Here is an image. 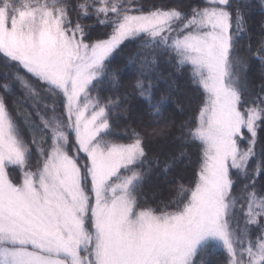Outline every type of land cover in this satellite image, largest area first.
Segmentation results:
<instances>
[{"label":"snow or ice","instance_id":"snow-or-ice-1","mask_svg":"<svg viewBox=\"0 0 264 264\" xmlns=\"http://www.w3.org/2000/svg\"><path fill=\"white\" fill-rule=\"evenodd\" d=\"M244 7L0 0V264H207L210 247L224 264H264V79L247 77ZM89 16L110 30L91 39ZM126 41H138L134 95L158 127L118 131L132 96L100 94L120 83L110 64ZM247 53L264 65V39ZM158 57L201 95L179 125L197 149L194 180L150 203L144 183L160 162L147 142L175 123L160 124L175 81L155 97Z\"/></svg>","mask_w":264,"mask_h":264},{"label":"trees","instance_id":"trees-1","mask_svg":"<svg viewBox=\"0 0 264 264\" xmlns=\"http://www.w3.org/2000/svg\"><path fill=\"white\" fill-rule=\"evenodd\" d=\"M82 2V0H77ZM200 0H140L147 9L150 6H164L177 4L182 5L185 10ZM233 4L247 3L248 7H244L247 36L241 40L244 46L240 49L241 54L245 55L248 60V78L251 85H258L264 79V65L257 59L247 53V45L251 44L252 49L258 47L259 41L264 39V3L261 0H232ZM254 9L262 10V12H254ZM75 16V13H73ZM80 23L90 27V38L96 39L103 37L110 29L97 23L95 17L89 16L80 20ZM138 48V41H126L121 46V50L114 53L111 58L110 68L116 70L120 76V83L113 88L107 81L100 87V94L103 97L113 95H130L132 96L130 104V112L127 118L121 117L118 120V131L126 128L129 124L138 130L143 127H158L153 123V118L150 115V109L145 100L134 95L135 90L132 88L136 76V68L128 63V58L133 55ZM3 58L0 57V71H2ZM157 71L163 74L164 79L156 80L154 87V95L158 99L162 94L169 92V86L172 81H175V88L171 91L168 101L163 110V117L160 118V124L166 121H175L171 129L166 132L164 137L149 139L147 142V152L149 159L154 157L159 158V165H153L152 173L147 177L144 183L145 194L149 197V202L152 201V196L155 194L156 200L167 201L174 194V187L177 182H183L190 185L194 180V173L197 161V149L193 145H187L180 139L181 131L179 125L194 116L197 111V104L200 100V92L191 83L190 73L187 70L177 72L173 64L167 63L163 58L158 57ZM0 80L3 76L0 75ZM254 90H256L254 88ZM11 100V98H9ZM178 105L182 107L180 111ZM27 137V132H25ZM264 137V132H261ZM186 149L191 157V163L188 160L182 159L176 162L173 168L167 173L163 171L165 162L170 157H177L178 153ZM264 184V180L261 181ZM207 264H224L225 253L222 249L210 247L205 254Z\"/></svg>","mask_w":264,"mask_h":264},{"label":"rangeland","instance_id":"rangeland-1","mask_svg":"<svg viewBox=\"0 0 264 264\" xmlns=\"http://www.w3.org/2000/svg\"><path fill=\"white\" fill-rule=\"evenodd\" d=\"M261 1H262V0H261ZM263 8H264V7H263ZM253 10H254V12H258V11H259V12H262V10H258V9H254V8H253ZM263 10H264V9H263ZM245 21H247V20L245 19ZM247 76H248V69H247ZM248 80H249V78H248ZM254 91H255V90H254ZM13 175H14V177H15V176L18 175V173L14 171V172H13ZM255 232H256V229H253V234H255Z\"/></svg>","mask_w":264,"mask_h":264}]
</instances>
